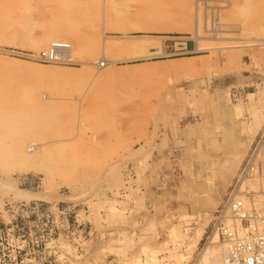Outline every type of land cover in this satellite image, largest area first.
Listing matches in <instances>:
<instances>
[{
  "label": "rangeland",
  "instance_id": "obj_1",
  "mask_svg": "<svg viewBox=\"0 0 264 264\" xmlns=\"http://www.w3.org/2000/svg\"><path fill=\"white\" fill-rule=\"evenodd\" d=\"M0 28V264L211 261L231 189L264 195V0H0Z\"/></svg>",
  "mask_w": 264,
  "mask_h": 264
},
{
  "label": "built area",
  "instance_id": "obj_2",
  "mask_svg": "<svg viewBox=\"0 0 264 264\" xmlns=\"http://www.w3.org/2000/svg\"><path fill=\"white\" fill-rule=\"evenodd\" d=\"M43 56L53 61L48 51ZM243 195L249 197L248 192L231 189L215 213L213 230L224 246L226 264H264V215L254 206L245 209ZM252 198L256 197L247 199L252 202Z\"/></svg>",
  "mask_w": 264,
  "mask_h": 264
},
{
  "label": "bare ground",
  "instance_id": "obj_3",
  "mask_svg": "<svg viewBox=\"0 0 264 264\" xmlns=\"http://www.w3.org/2000/svg\"><path fill=\"white\" fill-rule=\"evenodd\" d=\"M23 2H25V1H23ZM12 19H13V17H12ZM3 21L5 22V20H3ZM16 23H15V25H16L15 27L12 25L14 28H16V37L22 36V38H20V37H18V38L22 39L21 40L22 42H24L25 44H28L29 46H31L34 49L45 48V46H46L47 47L46 50L48 51V56H51V58L53 60H59V58L60 59L65 58L67 61L68 58L71 59V56L73 54H75V53L79 54L80 53L78 51H80V49H81V40L82 39H81L79 33H75L71 28H69L67 26H51V27L49 26L43 33L32 38L31 36L29 37L30 32L27 30L28 27L30 28L29 25H26L25 22H21L18 24H16ZM163 26H165V27H160V28L168 29L172 26L178 27L181 25H179L177 23H171V24H165ZM1 31L2 30L0 28V33H2ZM18 32L20 33V35H18L19 34ZM0 38H1V34H0ZM61 39H64V40H61ZM65 40H68V41H65ZM257 44L264 47V41L257 43ZM132 46L133 45L131 42V43H129L128 47L118 49L116 51V54H124L125 57H129V58H137V57L145 58V57L151 56L153 54L152 51H148V48L146 47L144 42L137 43L136 48L132 47ZM51 52H52V54H51ZM102 62H104V63H102ZM98 64L100 66L101 65H107V63H105V61H102V59H101V62H98ZM185 67H186V65H184V64H179V65H175V66H172V65L171 66L170 65L157 66L158 69L167 70V71L184 70ZM35 147H36V145L33 143L27 144V145H25V147L21 153L24 154L28 151H33V150H35ZM253 197H256V198L252 202H251V200L249 201L247 198H243V199L240 198L242 200V204H243L244 208L248 210L251 206H254L256 209L259 210V212L261 214H263L264 213V195L255 193L253 195ZM210 199H211V197H210ZM204 219H205V216H204ZM196 241H197V239H196ZM192 244H190V245H192ZM193 245H195V244H193ZM212 257L213 258H211L212 259L211 261H209L208 263L206 262L207 264H226L225 263V250H224L223 244L221 245L220 248H218L217 250L214 251Z\"/></svg>",
  "mask_w": 264,
  "mask_h": 264
},
{
  "label": "crops",
  "instance_id": "obj_4",
  "mask_svg": "<svg viewBox=\"0 0 264 264\" xmlns=\"http://www.w3.org/2000/svg\"><path fill=\"white\" fill-rule=\"evenodd\" d=\"M241 89H242V87H241ZM248 94H250V93H248ZM243 98V97H242ZM244 100V99H243ZM198 113H202V111H198ZM192 114H194L193 113V111H188L187 113H185V114H183V115H181V117H190V116H192ZM161 116H167V117H169V116H176V115H174V114H172V115H170V114H163V115H161ZM232 117H234V116H232ZM235 122H237L238 123V120H234ZM251 130H253V132L251 133V135L253 136L255 133H258L259 131H260V128H256V130H254V129H251ZM246 132V133H245ZM244 134H249V132H247V131H244L243 132ZM243 133L241 134V136H244L243 135ZM250 135V136H251ZM239 137H240V134L238 135ZM238 137V139H240ZM242 138V137H241ZM174 138H172V141L171 140H169V138H168V143H170V144H172L173 146H174V144H175V141L176 140H173ZM248 139H249V137L247 136L246 138H243V140L241 139V141H237L236 143H238V144H240V146H237V148H241V149H245V148H247V143H249V142H247L248 141ZM233 141V140H232ZM234 144V143H233ZM151 196L152 197H157L158 195H155V194H152L151 193Z\"/></svg>",
  "mask_w": 264,
  "mask_h": 264
}]
</instances>
